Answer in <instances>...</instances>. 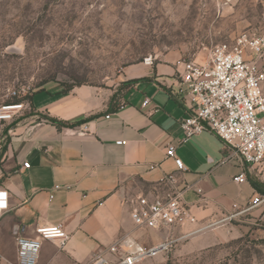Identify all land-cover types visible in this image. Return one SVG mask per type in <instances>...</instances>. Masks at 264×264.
<instances>
[{"label":"crops","instance_id":"1","mask_svg":"<svg viewBox=\"0 0 264 264\" xmlns=\"http://www.w3.org/2000/svg\"><path fill=\"white\" fill-rule=\"evenodd\" d=\"M179 60L155 57L126 65L118 86L83 83L61 93L62 84L48 83L13 121L0 122V187L8 192L0 212L1 264L18 263V237L37 236L39 225H61L70 237L62 247L44 241L38 264H85L125 233L139 237L133 200L162 190L170 175L185 188L184 206L195 218L177 226L176 236L251 210L264 219V206L250 208L264 194L259 165L232 155L213 131L184 140ZM46 115L84 122L60 129ZM172 143L183 170L166 156ZM242 171L247 181L238 183L234 177ZM152 232L148 246L167 236L165 228Z\"/></svg>","mask_w":264,"mask_h":264},{"label":"rangeland","instance_id":"2","mask_svg":"<svg viewBox=\"0 0 264 264\" xmlns=\"http://www.w3.org/2000/svg\"><path fill=\"white\" fill-rule=\"evenodd\" d=\"M244 31L264 33V0H0V106L48 83L118 86L149 56L205 62ZM262 215H233L137 264H264Z\"/></svg>","mask_w":264,"mask_h":264},{"label":"built area","instance_id":"3","mask_svg":"<svg viewBox=\"0 0 264 264\" xmlns=\"http://www.w3.org/2000/svg\"><path fill=\"white\" fill-rule=\"evenodd\" d=\"M263 56L264 33L244 31L232 41L213 46L205 62L183 59L177 62L180 79L177 89L187 108L186 116L180 120L184 140L205 130L213 131L228 145L231 154L239 156L246 165L264 164ZM153 58L146 57L145 61L152 63ZM24 108L23 101L1 105L0 122L13 121ZM125 142L118 141L119 144ZM166 156L174 159L179 170L184 169L175 144L167 147ZM24 166L29 167L30 163L25 162ZM234 180L246 182V172H240ZM163 184L167 187L163 192L135 198L131 216L137 228L167 229L166 238L147 246L125 233L107 249L96 253L92 264H137L147 257L170 251L179 240L200 230L185 231L179 236L174 234L177 226L185 227L187 223H194L195 218L185 209V188L175 186L171 175ZM0 193L5 194L0 197L1 212L8 206V192L0 187ZM259 206H264V194L255 196L250 202V208ZM35 231V237H18V264H38L44 241L62 247L70 237L58 224L39 225Z\"/></svg>","mask_w":264,"mask_h":264},{"label":"trees","instance_id":"4","mask_svg":"<svg viewBox=\"0 0 264 264\" xmlns=\"http://www.w3.org/2000/svg\"><path fill=\"white\" fill-rule=\"evenodd\" d=\"M80 84H83V83H80ZM73 86L74 85H70L68 87H64L63 90L61 91V93H67L71 88H73ZM31 95L28 97V100H31ZM17 101H19V100H17ZM17 101H14V102H17ZM44 118H46L51 123L55 124L60 129L63 128V127L75 126V125H78V124H81L82 122H84V120H81V121H77L75 123H69L67 121H64L62 119H59L57 117L50 116V115H46Z\"/></svg>","mask_w":264,"mask_h":264},{"label":"snow or ice","instance_id":"5","mask_svg":"<svg viewBox=\"0 0 264 264\" xmlns=\"http://www.w3.org/2000/svg\"><path fill=\"white\" fill-rule=\"evenodd\" d=\"M5 194L4 193H0V197H3Z\"/></svg>","mask_w":264,"mask_h":264},{"label":"bare ground","instance_id":"6","mask_svg":"<svg viewBox=\"0 0 264 264\" xmlns=\"http://www.w3.org/2000/svg\"><path fill=\"white\" fill-rule=\"evenodd\" d=\"M160 253H161V252H160ZM160 253H158V254H160ZM158 254H156V255H158ZM156 255H155V256H156Z\"/></svg>","mask_w":264,"mask_h":264}]
</instances>
